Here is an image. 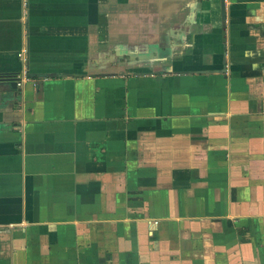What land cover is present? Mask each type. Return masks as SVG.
I'll return each mask as SVG.
<instances>
[{
	"label": "crops",
	"instance_id": "1",
	"mask_svg": "<svg viewBox=\"0 0 264 264\" xmlns=\"http://www.w3.org/2000/svg\"><path fill=\"white\" fill-rule=\"evenodd\" d=\"M0 77V264H264V0H0Z\"/></svg>",
	"mask_w": 264,
	"mask_h": 264
},
{
	"label": "built area",
	"instance_id": "2",
	"mask_svg": "<svg viewBox=\"0 0 264 264\" xmlns=\"http://www.w3.org/2000/svg\"><path fill=\"white\" fill-rule=\"evenodd\" d=\"M23 56H24L23 52H20V53L18 54V57L20 58V60L23 59ZM21 81L23 82L24 79L22 78ZM18 84H19V83H18Z\"/></svg>",
	"mask_w": 264,
	"mask_h": 264
},
{
	"label": "trees",
	"instance_id": "3",
	"mask_svg": "<svg viewBox=\"0 0 264 264\" xmlns=\"http://www.w3.org/2000/svg\"><path fill=\"white\" fill-rule=\"evenodd\" d=\"M0 79H2V78L0 77ZM10 81H12V80H10Z\"/></svg>",
	"mask_w": 264,
	"mask_h": 264
}]
</instances>
